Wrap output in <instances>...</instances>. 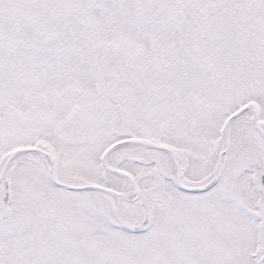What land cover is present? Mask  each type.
I'll list each match as a JSON object with an SVG mask.
<instances>
[{"label":"snow or ice","instance_id":"1","mask_svg":"<svg viewBox=\"0 0 264 264\" xmlns=\"http://www.w3.org/2000/svg\"><path fill=\"white\" fill-rule=\"evenodd\" d=\"M0 264H264V0H0Z\"/></svg>","mask_w":264,"mask_h":264}]
</instances>
